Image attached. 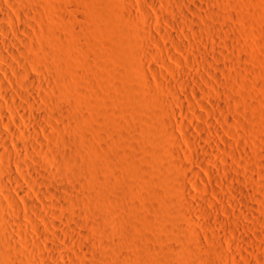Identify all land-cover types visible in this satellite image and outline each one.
Here are the masks:
<instances>
[{
	"label": "rangeland",
	"instance_id": "obj_1",
	"mask_svg": "<svg viewBox=\"0 0 264 264\" xmlns=\"http://www.w3.org/2000/svg\"><path fill=\"white\" fill-rule=\"evenodd\" d=\"M191 1L198 7L195 13L175 0H12V8L3 0L13 21L30 33L28 48L21 46L29 59L22 61L37 83L30 85L18 70L11 72L12 81L0 76V105L14 110L0 118L12 122L19 110L35 117L34 124L44 129L38 135L49 157L27 148L21 158L38 161L34 187L62 200L56 205L39 196L24 180L25 170L1 155L0 169L9 163L38 212L60 224L63 234L57 232L58 243L69 257L68 264H264V0ZM145 8H157L162 19L180 22L176 32L187 37L178 39L185 45L183 52L160 34L152 12V17L147 16ZM17 10L25 12L24 19ZM187 16L198 23V35L189 31ZM4 23L8 25L7 20ZM162 25L164 32H174ZM0 38L6 39L1 33ZM164 47L181 61L184 72L210 80L215 95L209 90L210 96L202 99L206 109L217 110L219 118L199 106L189 90H197L199 83L184 82ZM9 61L16 64L12 58ZM140 64L143 71L136 67ZM0 65H4L1 60ZM184 87L193 109L186 103L179 105ZM30 89L35 93L34 107L20 97ZM170 110L187 113L189 119L181 118L193 144L182 139L178 120L169 118ZM195 112L202 118H196ZM165 122H172L177 141L164 136ZM206 123L219 134L196 130ZM0 129L7 132L3 126ZM22 129L29 134L33 127ZM200 135L213 137L216 144L199 146L192 136ZM26 138L23 143L32 140ZM7 143L14 152L12 142ZM202 145L215 149L219 157L208 159L200 150ZM70 153L72 160L67 158ZM208 167L220 183L207 175L204 168ZM190 169L202 175L203 190L196 188ZM0 181H5L3 170ZM8 188L21 208L17 212L0 194L4 202L0 229L4 241H11L10 248L4 241L6 245L1 244L0 264H62L46 247L48 240L42 242L24 216L22 198ZM11 206L14 209L8 212L17 222L8 227L3 216ZM44 206L62 220L48 216ZM33 216L43 235L53 238L56 232L47 231ZM24 225L29 239L19 233ZM44 254L49 258L44 259Z\"/></svg>",
	"mask_w": 264,
	"mask_h": 264
},
{
	"label": "bare ground",
	"instance_id": "obj_2",
	"mask_svg": "<svg viewBox=\"0 0 264 264\" xmlns=\"http://www.w3.org/2000/svg\"><path fill=\"white\" fill-rule=\"evenodd\" d=\"M4 1H6L10 6H11V8L14 6L13 4H12V0H4ZM14 1V0H13ZM174 1V0H173ZM176 2L178 1V3L180 2V4L182 3V5H185L186 6V11H188L189 13H195V12H197L198 11V7H197V5L195 4V3H193L191 0H175ZM202 1V0H201ZM143 9H144V7H142ZM149 9V10H148ZM147 10H146V8H145V10H143V12L147 15V16H149V17H152L151 16V13L150 12H152V15H153V19H155V23H156V25L158 26V31H160V34L162 35V36H166V38H167V40L168 39H170V40H168V41H173V46H174V48H176V49H178V50H181L182 52H183V49H184V46L185 45H183L182 44V42L180 41L181 39L180 38H187L186 37V35H183V33L182 34H180L179 35V33L178 32H176L181 26H180V22L179 23H177V21L176 22H169V21H167L166 19H162L161 17H160V15L161 14H159V12L157 11V8L156 9H154V8H152L151 9V11H150V8H148ZM184 9V8H183ZM129 10V9H128ZM150 11V12H149ZM204 11V10H203ZM127 12V11H126ZM182 12V11H181ZM25 12H23V11H20V10H17V15L20 17V18H22V19H24V14ZM26 13H28V12H26ZM204 13V12H203ZM176 14H178V13H176ZM187 14V13H186ZM186 14L184 15V16H182V17H186ZM201 14V13H200ZM28 15V14H27ZM25 16V17H28V16ZM145 15V16H146ZM179 15V14H178ZM162 16V15H161ZM18 18V17H17ZM176 18V17H175ZM183 18V19H184ZM26 19V18H25ZM150 19V18H149ZM180 19V18H179ZM186 19H187V21H186ZM185 19V21H186V24L189 26V31L190 32H195V31H197V32H195V33H197V35H198V30H196V26H197V24H195V21L194 20H190V18L188 19V16H187V18ZM5 20H7V22H8V25H6L4 22H5ZM151 20V19H150ZM28 21V20H27ZM184 21V22H185ZM164 23V24H166V26L168 25V26H170V29L172 28L173 30H174V32L171 34V33H168L167 31V33L166 32H164L165 31V29L163 30L162 29V27H163V25L160 27V23ZM28 23L30 24V21H28ZM28 24V25H29ZM185 24V23H184ZM183 24V25H184ZM227 25V24H226ZM156 26V27H157ZM223 27V26H222ZM205 28V27H204ZM227 28V27H226ZM150 30V29H149ZM222 30V29H221ZM201 31V30H200ZM224 31V30H223ZM172 32V31H171ZM0 33L3 35V36H5V38L6 39H2V38H0V50H2V52L0 51V60L2 61V63L4 64V65H0V73H2V75H0V76H5L6 78H7V80H9V81H12L13 79V77H11V72L12 71H15V70H18V72H21L22 74H24L27 78H28V80H29V83H30V85H35L36 83H37V81H36V79L32 76V75H30V74H28V72H27V68L25 67V65L23 64V59L24 58H26V60L27 59H29V57H24V56H26V55H23V50H22V48H21V46L22 45H27V42L29 41V38H30V33H28V31L26 30V28L25 27H23V26H21L20 24H17L16 22H14L13 21V18H12V15H10L9 13H8V11L4 8V6H3V0H0ZM151 34V33H150ZM187 35H189L188 33H186ZM200 34V33H199ZM225 34V33H224ZM183 35V36H182ZM193 35H196V34H193ZM196 35V36H197ZM179 36H180V38H179ZM192 36V35H191ZM221 36V35H220ZM211 37V36H210ZM225 38V37H224ZM227 38V37H226ZM155 39V38H154ZM178 39H180V40H178ZM195 39V38H194ZM217 39V38H216ZM149 40H150V38H149ZM153 40V39H152ZM177 40H178V42H177ZM188 40V39H187ZM223 40V39H222ZM158 41H159V39H158ZM179 41H180V43H179ZM152 42V41H151ZM200 42V41H199ZM226 42V41H225ZM20 45H19V44ZM228 43H231V42H228ZM157 44H160V41L157 43ZM220 44H222V42L220 43ZM227 44V43H226ZM225 44V45H226ZM31 45V44H30ZM231 45V44H230ZM229 45V46H230ZM20 46V47H19ZM158 46V45H157ZM27 47V46H26ZM145 47H147V46H145ZM149 47V46H148ZM28 48V47H27ZM165 48V51H166V53H167V55L173 60V62H174V66H175V71L177 72V73H180L181 74V76H182V78L184 79V82L186 83V84H188L189 82L190 83H199L198 84V88H197V90H195V89H190L189 88V90L192 92V94L195 96V98L198 100V102H199V106L200 107H202L204 110H205V112L209 115V116H217V114L215 113L217 110L216 109H220V106H218L217 104H215V103H213V102H209L210 103V105L212 106V107H214V108H216L215 110L216 111H214V110H208V109H206L205 108V106H204V103H203V99H202V97H206L207 96V94H208V96H210L209 94H210V92H209V90H211V92L214 94L215 93V89H214V87H213V84L211 83V82H209L208 80H206L205 78H203V76H195V75H193V74H190V73H188V72H184V70L182 69V66H181V61L177 58V57H175L169 50H168V48H166V47H164ZM186 48V47H185ZM30 49H32V48H30ZM119 49V48H118ZM146 49H148L149 50V52H146V54L148 53H150V49L149 48H146ZM146 49H145V51H146ZM28 50V49H27ZM33 50V49H32ZM139 50V49H138ZM144 50V49H143ZM141 51V50H140ZM144 51V52H145ZM3 52H6V53H3ZM153 52V51H152ZM151 52V53H152ZM25 53H26V51H25ZM139 53V52H138ZM214 53V52H213ZM4 54H6V55H4ZM47 54V53H46ZM186 54V53H185ZM188 54V53H187ZM187 54H186V56H187ZM150 55V54H149ZM152 55V54H151ZM150 55V56H151ZM194 55V54H193ZM192 55V56H193ZM217 55V54H216ZM195 56H196V54H195ZM203 56V55H202ZM12 58L13 59V61L16 63V64H12V62H10L9 61V59L10 58ZM153 57V56H152ZM194 57V56H193ZM196 57H199V58H201L200 56H198V54H197V56ZM195 57V58H196ZM188 58H190V57H188ZM204 58V57H203ZM140 59V58H139ZM194 59V58H193ZM197 59V58H196ZM136 60H138L137 58H136ZM143 60V59H142ZM154 60V59H153ZM190 60H191V58H190ZM199 60V59H198ZM204 60V59H203ZM203 60H202V62H203ZM206 60V59H205ZM193 61V60H192ZM196 63H197V61L196 60H194ZM24 63H26V62H24ZM137 64H139L140 63V61L139 62H136ZM194 63V62H193ZM195 63V64H196ZM206 63H208V62H206ZM143 65H144V63H143ZM162 65H163V63H162ZM197 65V64H196ZM198 66V65H197ZM206 66V65H205ZM221 66V65H220ZM133 67V66H132ZM136 67H139V68H137V69H139V71L141 70V71H143V68L141 69L140 67H142L141 66V64L138 66H136ZM165 67L166 68H168V69H170L171 70V67L170 66H167V64H165ZM201 67V66H200ZM208 67H209V65H208ZM211 67V66H210ZM220 68V67H219ZM218 68V69H219ZM134 69V68H133ZM209 69V68H208ZM207 69V70H208ZM38 70H39V72H41V68H39L38 67ZM62 70V69H61ZM210 70V69H209ZM208 70V72L210 73V71ZM152 72H155L156 70L155 69H153L152 68V70H151ZM63 72V71H62ZM62 72H60V73H62ZM206 72V71H205ZM179 74V75H180ZM4 76H3V78H4ZM213 76V75H212ZM212 76H211V78H212ZM159 77H161V76H159ZM215 76H213V79L215 80V78H214ZM1 78V77H0ZM161 80V79H160ZM213 80V81H214ZM166 81V80H165ZM201 81H203V84H205V87H203V86H201ZM14 82V81H13ZM167 82V81H166ZM172 82V81H171ZM184 82H182V83H184ZM15 83V82H14ZM174 84V83H173ZM202 84V85H203ZM12 85V84H11ZM14 85V84H13ZM21 85H24L23 83H21ZM183 86V85H182ZM23 87V86H22ZM21 87V88H22ZM172 88H173V86H172ZM185 88V87H184ZM206 88V89H205ZM187 88H185L184 89V91H182L181 90V96H182V99H180L179 100V105L180 106H184V103H186L187 105H190V107L193 109V104L191 105V100L188 98V93H186V91H189L188 89L186 90ZM186 90V91H185ZM209 92V93H208ZM201 94V95H200ZM219 94V93H218ZM19 95V94H18ZM17 95V96H18ZM215 95V94H214ZM10 96H11V94H10ZM207 96V97H208ZM220 96V95H219ZM7 97H9V95L7 96V95H4V98L6 99ZM20 97H22V99H24V101H26V102H28L29 104H31V106H33L34 107V103H35V93H34V91L32 90V89H30V90H28L26 93H24V94H21V96ZM177 97V96H176ZM207 97H206V99H207ZM218 97V96H217ZM8 99V98H7ZM176 99V98H175ZM175 101V100H174ZM211 101V100H210ZM176 102H177V100H176ZM178 103V102H177ZM36 106V105H35ZM65 106V105H64ZM16 107V106H15ZM37 107V106H36ZM35 107V108H36ZM63 107V106H62ZM17 109V108H16ZM61 109H63V108H61ZM60 109V110H61ZM63 110H65V109H63ZM13 108L11 107V106H9V105H4V106H2V105H0V114L2 115L3 113L5 114V112L8 114H11V113H13ZM162 111V110H161ZM195 111V110H194ZM219 111V110H218ZM221 111H223V110H221ZM162 112H166V111H162ZM61 113V112H60ZM66 114V113H65ZM167 114V113H166ZM165 114V115H166ZM195 114V117L196 118H202L201 117V115H199L197 112H195L194 113ZM168 115H170V117L169 118H173L174 120H178V126L180 127V130H181V133H182V139H184V141H186L187 143H188V141L190 140L189 138H191V134H190V131H189V129L187 128V125H185V123H184V121L182 120V118H181V116L182 117H184V119L185 118H187V119H189V117H188V115H187V113L185 114V112H184V110H182V112L180 113V114H176L175 112H173V111H168ZM219 115V114H218ZM5 116V115H4ZM218 117V116H217ZM35 117L34 116H32L31 114H28L27 112H25L24 110H19V113H18V117L16 118V120H13L12 122L9 120V121H7V120H5L4 118H0V126H3V127H5L6 129H7V132H5V131H3V130H1L0 129V155H1V157H4L3 158V160L4 159H8V160H10L11 161V163L13 164H15V165H17L16 166V168H18L19 170H25V172H23L24 174L22 175L23 176V178H24V180H26L27 181V183H28V185L30 186V187H34V183H35V180H36V178H35V174L33 173V170H34V168L36 167V165H37V160L36 159H32L31 158V160L30 161H26V160H23L22 158H21V156H23L22 154H24V153H26L28 150H27V148L28 149H30V150H37L39 153H41L42 155H44L45 157H49V152H48V150L46 149V147H45V144L42 142V138H40L39 136L40 135H38V130H40V131H43L42 130V128L39 126V125H37L36 123L34 124V122H36V121H34L35 119H34ZM219 118V117H218ZM18 122V124L20 123V124H22V127H24V128H31V127H33V129H32V131L30 132V131H27V132H29V134L28 133H26V131H24L23 129H22V127H21V125L19 126V125H15L16 123ZM166 123V124H165ZM165 123H163V125H164V133H165V135L163 134V132H162V134L164 135V136H169V137H171V139H173V141L175 140V141H177L178 140V138H177V136H176V134H175V132H174V129H173V124H172V122L170 123V122H165ZM206 124H208V125H204V124H201V125H198V126H196V130H198L199 132H204V129L206 128V131L208 130H211L212 132H213V134L214 133H216V135L217 134H219V130H217V128H215V126H213V124H209V123H206ZM203 125V126H202ZM162 126V125H161ZM163 129V128H162ZM5 130V129H4ZM210 131V132H211ZM211 132V133H212ZM215 135V134H214ZM215 135V136H216ZM27 137L26 139H29V138H31L32 140H30L29 142H25V143H23L24 141H22V138H24V137ZM29 136V137H28ZM46 138H48V137H46ZM192 138H193V140L194 141H196V143H198V145L201 143H203V142H206V143H213V145L214 144H216L215 143V139L212 137H207V136H197V137H193L192 136ZM41 139V140H40ZM8 140H10L11 142H12V144H13V146L15 147V150H14V152L10 149V147H9V145H7L8 143ZM192 140H190V142H191ZM188 143V144H191V143ZM177 143V142H176ZM195 143V142H194ZM33 144H35L36 146H34ZM193 144V143H192ZM178 145V144H177ZM179 146V145H178ZM189 146V145H188ZM200 146V145H199ZM48 147V146H47ZM73 149V148H72ZM27 150V151H26ZM71 150V149H70ZM201 150V152H204L207 156H209L208 157V159L210 158V157H212L211 159H213V157L215 158V157H219V152L217 153V152H215L214 150L215 149H211V147H209V146H203L202 145V149H200ZM217 151V150H216ZM29 152V151H28ZM51 152V151H50ZM73 152V151H72ZM196 153V152H195ZM203 153V154H204ZM71 154V153H70ZM70 154H67V158L69 159V160H72V154L70 155ZM204 154V155H205ZM29 155V154H28ZM0 157V158H1ZM65 157V156H64ZM220 157L222 158V156L220 155ZM7 160V161H8ZM6 161V162H7ZM210 162H211V160H209ZM78 162V161H77ZM214 162H212V164H213ZM84 164V163H83ZM8 165H9V163H8ZM7 165V163H6V166L5 167H2V169H0V170H3V174H4V178H5V181H0V194L2 195L1 197H4L5 198V200H7L8 202H11L12 204H14V206L13 207H15V209L17 210V212H20V208H21V206L17 203V202H15L16 200L14 199L13 200V198H12V196H11V194H10V192H9V186L11 187V188H13L14 190H15V192L22 198V200H23V204H22V210H24V216L27 218V220L29 221V222H31L32 223V226H33V228H34V230H35V234L37 235V237L41 240V239H47L48 240V242H47V245H46V247L48 248V249H50V250H52V252H53V254H55V256H57V257H59L60 259H61V261H62V264H68L69 262H68V258L69 257H67V255H64L62 252H61V250L62 249H60V245H59V239H60V236L58 235V234H63V230H62V228H61V226H60V224H56V223H54V222H49L47 219H45L42 215H41V213H39L38 212V208H37V206L35 205V203L33 202V199H32V197H31V195L28 193V191L23 187V185H21V183L19 182V179L17 178V176L14 174V172H13V169H12V167L11 166H8ZM76 165V164H75ZM214 165V167L216 166V164L214 163L213 164ZM4 166V165H3ZM73 166V165H72ZM71 166V167H72ZM244 166V165H243ZM75 167H77V166H75ZM74 167V168H75ZM219 167V165L218 166H216V168H218ZM73 168V167H72ZM73 168V169H74ZM79 168V167H78ZM210 167H208V168H204V169H206L205 171H206V173L208 172L211 176H214L213 175V173H212V171H211V169H209ZM220 168V167H219ZM218 168V169H219ZM222 168H223V166H222ZM17 169V170H18ZM218 169H215V170H218ZM225 169V168H224ZM250 169V168H249ZM78 170V169H77ZM86 170V169H85ZM194 170V169H193ZM191 171V169H190V171H191V176H192V178H193V183L195 184V186H196V188L198 187L199 188V190L201 191V190H203L204 188H201L200 189V187L201 186H204V184L202 185V182H203V177H202V175H200L199 173H198V171ZM220 170V169H219ZM226 170V169H225ZM225 170H223V169H221L220 171H224V172H226ZM248 170V169H247ZM35 171V170H34ZM82 171V170H81ZM219 171V172H220ZM2 172V171H1ZM74 172H76V170L74 171ZM79 172V171H78ZM78 172L77 173H74V174H78ZM208 173H207V175H208ZM223 173V172H222ZM209 175V176H210ZM226 175V174H225ZM224 175V176H225ZM259 175V174H258ZM227 176V175H226ZM225 176V177H226ZM229 176V175H228ZM211 178V177H210ZM213 178V177H212ZM211 178V180H213V182L215 181V176H214V178L212 179ZM216 179H218V178H216ZM216 181H218V180H216ZM215 181V182H216ZM53 183V182H52ZM218 183H220L219 181H218ZM206 185H208L207 183H206ZM207 187V186H206ZM209 187V186H208ZM9 189V190H8ZM34 189H36L35 187H34ZM72 189V188H71ZM185 189V188H184ZM206 189V188H205ZM37 190V189H36ZM65 190V189H64ZM67 190V189H66ZM198 190V189H197ZM66 192V191H65ZM69 192L70 191H67V193L69 194ZM36 193L39 195V196H45L47 199H49L50 201H52V202H54L56 205L58 204V202L60 201V200H62V199H60V198H57L56 197V194L54 195V194H52V192L50 193V192H42L41 190H37L36 191ZM68 194H67V196H68ZM69 196H70V194H69ZM68 196V197H69ZM72 196V195H71ZM71 196L69 197V200H70V198H71ZM74 197V196H73ZM15 198V197H14ZM200 198V197H199ZM198 198V199H199ZM77 199V198H76ZM192 199H194L195 200V198H192ZM201 199H203V198H201ZM201 199H199V200H201ZM206 199V198H205ZM4 200V201H5ZM68 200V199H67ZM72 201V200H71ZM185 201V200H184ZM198 200H196V202H197ZM203 201H205L204 199H203ZM207 202H208V199L206 200ZM7 202V203H8ZM190 202H192V201H190ZM195 202V205L198 203H196ZM200 202V204H201V201H199ZM3 203L4 202H1V200H0V208L3 206ZM185 203H186V201H185ZM188 203H189V201H188ZM194 203V202H193ZM192 203V205H194ZM60 204V203H59ZM63 204V203H62ZM199 204V203H198ZM75 205V204H74ZM130 205V204H129ZM190 205V204H189ZM191 205V206H192ZM4 206H5V204H4ZM62 206V205H61ZM190 206V207H191ZM6 207V206H5ZM45 207V206H44ZM187 207H189V206H187ZM193 207V206H192ZM194 208V207H193ZM200 208H202L201 206H200ZM8 209H14V208H12V206H11V208H7L6 210H5V212H4V216H3V220L5 221V224L8 226V227H13V226H16V222H17V220L14 218V217H11L10 216V214H9V210ZM44 209H46V214L48 215V216H51V217H54V218H56L58 215L56 214V212H54L53 210H51V209H48L47 207H45ZM133 209V208H132ZM19 210V211H18ZM43 210V209H42ZM11 211V210H10ZM15 211V210H14ZM105 211V210H104ZM120 211H122V210H120ZM190 211V210H189ZM188 211V212H189ZM22 212V211H21ZM117 212V211H116ZM119 212V211H118ZM1 213V212H0ZM11 213V212H10ZM111 214V213H110ZM0 215H3L2 213L0 214ZM12 215V214H11ZM33 215H37V217H39L40 218V220H41V222L44 224V226L46 227V228H48L47 229V231L48 230H50V228L54 231V232H56V234L54 235V237L53 238H47V237H45L44 235H43V233H42V230H41V228L39 227V225L34 221L35 219H33ZM77 215V214H76ZM106 215V214H105ZM74 217H75V215H73ZM1 217V216H0ZM105 217H107V215L105 216ZM58 218H60L59 216L56 218V220L58 219ZM112 218H113V216H112ZM2 219V218H1ZM0 219V220H1ZM115 219V218H114ZM60 220H62V218H60ZM60 220H58L59 222H61ZM111 220V219H110ZM71 222H73L74 220H70ZM114 221V220H113ZM145 221V220H144ZM63 222V221H62ZM2 223V222H1ZM18 223H20V222H18ZM115 223V222H114ZM3 224V223H2ZM15 224V225H14ZM20 225H23V224H20ZM6 226V227H7ZM18 227H19V229H20V226L18 225ZM18 227H16V228H18ZM22 227V226H21ZM25 225L23 226V228H21V230L19 231V233H23L24 235H25V237L27 238L28 237V239H29V237H30V235H28L29 233H28V231H26V229H27V227H25ZM18 232V231H17ZM57 232H58V234H57ZM7 234V233H6ZM6 238V236H5V233L2 231L1 232V229H0V249H1V251H2V243H3V241H4V239ZM31 238V237H30ZM9 239V238H8ZM10 240V239H9ZM25 240V239H24ZM23 240V241H24ZM34 242H35V240H33ZM42 241V240H41ZM62 241V240H61ZM5 242V241H4ZM10 242L11 241H9V243L7 244L6 242V244H7V246L9 247V246H11V245H9L10 244ZM12 242H14V240L12 241ZM43 242V241H42ZM25 243H26V241H25ZM29 243V242H28ZM4 244V243H3ZM6 244H4V245H6ZM23 244H24V242H23ZM31 244V243H30ZM3 245V246H4ZM35 245V244H34ZM38 245V243L35 245V248H37L36 246ZM6 246V247H7ZM14 246V245H13ZM31 246V245H30ZM5 246L3 247V248H6ZM10 248V247H9ZM9 248H7V249H9ZM12 249H13V247H12ZM33 249H34V246H33ZM80 249L83 251V250H85V247L84 246H80ZM167 249V248H166ZM14 250H16L15 248H14ZM37 251H40L39 250V248H37L36 249ZM43 250V249H42ZM163 250V249H162ZM17 251V250H16ZM3 252V251H2ZM8 252V251H7ZM15 252V251H14ZM14 252H12V253H14ZM159 252V251H158ZM5 253V252H4ZM8 253H11L10 251L8 252ZM160 253H161V251H160ZM159 253V254H160ZM0 254H2V253H0ZM6 254V253H5ZM41 254L43 255V252H41ZM46 254V253H45ZM45 254H44V256H42L43 258L44 257H46V259H48L49 258V256H45ZM163 255H164V252L162 253ZM165 254H166V251H165ZM8 255V254H7ZM10 255V254H9ZM116 255V254H115ZM118 255V254H117ZM126 257V256H125ZM158 257V256H157ZM161 257V256H160ZM165 257V256H164ZM9 258V257H8ZM165 258H167V256L165 257ZM45 259V258H44ZM51 259V258H50ZM131 259H132V257H131ZM131 259H129V260H131ZM157 259H161V258H157ZM1 260V259H0ZM4 260V259H3ZM125 260V259H124ZM47 261V260H46ZM125 261H127L128 262V260H125ZM157 261H159V260H157ZM6 262V261H5ZM11 262V261H10ZM9 262V263H10ZM132 262V261H131ZM8 263V264H9ZM47 264H51L49 261L48 262H46ZM45 263V264H46ZM119 263V262H118ZM158 263V262H157ZM161 263V262H160ZM7 264V263H6ZM35 264V263H34Z\"/></svg>",
	"mask_w": 264,
	"mask_h": 264
}]
</instances>
